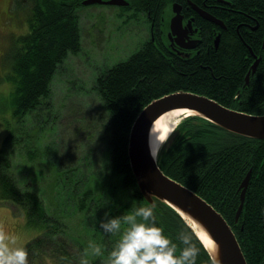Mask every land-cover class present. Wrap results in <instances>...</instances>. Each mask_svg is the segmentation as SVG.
<instances>
[{"label": "trees", "instance_id": "obj_1", "mask_svg": "<svg viewBox=\"0 0 264 264\" xmlns=\"http://www.w3.org/2000/svg\"><path fill=\"white\" fill-rule=\"evenodd\" d=\"M21 1L10 0L15 7L12 9L9 5V9L10 13L24 12L28 29L12 34L2 56L8 71L0 80H8L12 86L4 103V114L8 118L0 143V200L19 205L24 225L37 232L23 244L30 264H36L45 250L58 264H74L80 255L92 264L95 253L90 243L101 246V253L95 254V264H106L105 251L109 253L115 246L117 232L103 231L100 221L124 210L131 213L138 206L148 205L139 193L126 150L131 124L141 108L165 93L190 90L229 107L264 113L263 102H256L264 99V91L254 93L251 98L254 102L230 104L228 98L233 89L228 85L229 79L220 74L238 73L232 70L235 58L218 51L203 56V67L189 63L188 70H183L175 59L155 47L148 38L126 58L104 67L94 78L92 87L107 112L102 129L105 142L102 165L88 171L61 167L48 158V146L42 150L29 149V143L33 144L35 138L30 139L24 129L29 117L39 114L42 104L48 103L53 76L64 59L80 48L78 8L82 3L81 0H26L27 4L21 6ZM137 1V8L146 11L156 0H132ZM127 11L130 12L128 9L122 12ZM195 68L198 70L192 71ZM230 79L233 84L237 80ZM226 90L228 95H225ZM23 149L29 158L27 162L36 158L45 165L37 168L24 166L17 159L14 161ZM157 163L163 173L192 189L222 214L247 264H263L264 139L234 134L199 116L189 115L176 125L169 142L162 145ZM14 165L17 172L12 168ZM48 168L51 173L43 187L21 176L23 170L40 171L43 176ZM249 169L243 208L235 221L241 190L237 188ZM41 192L48 197V202ZM156 202L158 224L165 234L172 235L177 231L175 221L182 218L165 203L157 199ZM72 244L77 245L79 251L72 250ZM201 249L198 260L205 258L206 264H211L206 251Z\"/></svg>", "mask_w": 264, "mask_h": 264}, {"label": "rangeland", "instance_id": "obj_2", "mask_svg": "<svg viewBox=\"0 0 264 264\" xmlns=\"http://www.w3.org/2000/svg\"><path fill=\"white\" fill-rule=\"evenodd\" d=\"M20 4L25 6L27 2L22 0ZM9 5L12 9L15 7L14 3L10 4V0H0V51L3 52L8 49L12 34H21L28 29L24 12L10 13ZM78 12L80 48L76 53L70 52L64 59L53 76L48 103L42 104L39 114L29 117L24 130L30 139L35 138L33 144L29 143V149L37 147L42 150L48 146L50 153L47 156L51 161L61 167H78L88 171L102 165V160L105 158L102 129L107 120V112L92 87L94 78L104 67L126 58L136 50L149 38V34L147 22L142 20V14H136L132 18L125 16L132 11L124 14L116 4H84L79 6ZM5 63V59L0 55V77L8 71ZM11 86L8 80H0V143L8 118V115L4 114V103ZM40 119L43 123L39 122ZM174 131L175 129L162 145L169 142ZM23 151L15 156L14 161L17 159L24 166L37 168L45 165L36 158L30 163L27 162L29 158L26 149ZM13 167L17 172V167L15 165ZM49 173H51L49 168L45 170L43 176L40 171L23 170L21 176L29 183L34 181L43 187L46 185ZM40 194L45 202H48L49 199L44 192ZM0 229L15 238V245H23L37 233L24 225V215L19 205L2 200H0ZM76 247L75 244L71 245L72 250H76ZM82 258L84 256L80 255L79 260L74 264H81ZM27 264L30 263L27 261ZM36 264L58 263L56 258H51L49 252L45 250Z\"/></svg>", "mask_w": 264, "mask_h": 264}, {"label": "flooded vegetation", "instance_id": "obj_3", "mask_svg": "<svg viewBox=\"0 0 264 264\" xmlns=\"http://www.w3.org/2000/svg\"><path fill=\"white\" fill-rule=\"evenodd\" d=\"M125 1L126 4L116 5H119L122 11L126 9L132 11L131 18L136 14H142V20L147 22L148 36L153 45L175 59L183 70H188L186 66L190 67L189 63L192 65L197 63L203 67V56L218 51L222 55L235 58L232 70L238 73L220 74L224 75L226 80L229 79L228 85L233 89V94L228 98L230 104L254 102L251 99L254 93L264 91V0H156L146 11L137 8L138 1ZM3 53L1 50V58ZM194 70L198 69L192 71ZM210 72L213 75L212 69ZM230 78L237 80L233 84L234 81ZM228 94L229 91L226 90L225 95ZM260 100L257 99L256 102L264 104V99ZM141 197L145 202L144 197L142 195ZM154 203L158 205L155 198ZM153 211L157 217L155 222L158 223L157 211L156 209ZM126 212L127 210H124L118 215ZM182 220L177 218L175 221L177 231L172 235L168 234L177 245V254L185 246L180 239L181 233L188 234L192 243L200 249L195 264L199 261L200 264H206L205 258L198 260V256L202 255V246H199L186 221L183 218ZM126 226V223H122L121 229ZM120 235L121 232H117L114 238L118 241ZM105 254L108 256V251H105ZM95 256L93 254L92 264H95Z\"/></svg>", "mask_w": 264, "mask_h": 264}, {"label": "water", "instance_id": "obj_4", "mask_svg": "<svg viewBox=\"0 0 264 264\" xmlns=\"http://www.w3.org/2000/svg\"><path fill=\"white\" fill-rule=\"evenodd\" d=\"M81 2L126 4L125 0ZM173 109H186L189 112L187 116H199L226 131L255 139H264V113L224 106L207 95L190 90L172 91L153 98L137 113L129 130L126 149L137 188L147 204L154 202L155 198L175 210L189 225L209 258L210 253L218 251L221 264H247L237 238L222 214L192 189L163 173L157 163V155L154 157L152 154L151 126L160 115ZM249 175L250 169L239 184L241 190L235 221L242 209Z\"/></svg>", "mask_w": 264, "mask_h": 264}, {"label": "clouds", "instance_id": "obj_5", "mask_svg": "<svg viewBox=\"0 0 264 264\" xmlns=\"http://www.w3.org/2000/svg\"><path fill=\"white\" fill-rule=\"evenodd\" d=\"M166 139L167 137L160 139V142ZM159 147L160 145L155 148L152 146L154 157ZM154 208L155 203L151 202L147 206L136 207L131 213L109 216L107 220L100 221L103 231L121 232L120 238L108 253L106 264H195L200 249L192 243L190 235L181 233L180 239L185 246L177 254V245L155 222ZM122 223L127 225L123 229ZM89 247L93 253H101L99 244L90 243ZM27 257L26 247L22 244L15 245V238L0 229V264H27ZM210 262L221 264L218 251L210 253ZM81 264H88L87 258H82Z\"/></svg>", "mask_w": 264, "mask_h": 264}, {"label": "bare ground", "instance_id": "obj_6", "mask_svg": "<svg viewBox=\"0 0 264 264\" xmlns=\"http://www.w3.org/2000/svg\"><path fill=\"white\" fill-rule=\"evenodd\" d=\"M186 109H173L160 115L152 124L150 131V145L155 148L162 145L160 139L168 137L179 121L188 115ZM159 137V139L157 138Z\"/></svg>", "mask_w": 264, "mask_h": 264}]
</instances>
